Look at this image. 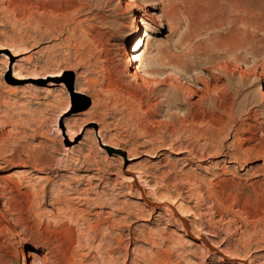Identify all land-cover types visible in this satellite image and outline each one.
<instances>
[{
	"label": "rangeland",
	"instance_id": "1",
	"mask_svg": "<svg viewBox=\"0 0 264 264\" xmlns=\"http://www.w3.org/2000/svg\"><path fill=\"white\" fill-rule=\"evenodd\" d=\"M125 5L0 0V264H264V0ZM136 19L138 54L186 71L110 88ZM206 82L212 99L244 87L221 116L173 87Z\"/></svg>",
	"mask_w": 264,
	"mask_h": 264
},
{
	"label": "bare ground",
	"instance_id": "2",
	"mask_svg": "<svg viewBox=\"0 0 264 264\" xmlns=\"http://www.w3.org/2000/svg\"><path fill=\"white\" fill-rule=\"evenodd\" d=\"M124 1H126V5L125 6L130 7V8L131 7L138 8V7L142 6V0H124ZM34 2L36 3V7L37 8H40V9L41 8H43V9L49 8V9H52L53 12H55V13L60 12V15H61L62 12H64V10H67V9H69V8L74 6L75 0H34ZM82 4H83V2H82ZM80 6H81V4H80ZM78 8H77L76 12L83 11V10H81L82 7L79 8V9ZM62 19H63V17H62ZM90 27H91L90 29L93 28V26H90ZM147 27L148 26L145 25L143 19H139V20L136 19L134 21V25L132 26V28L128 32L127 36L125 37V43L129 44L124 49V56H125V60L124 61L125 62L123 64L119 65L118 67H116L114 70L106 69V71H107L106 85L108 87L114 88V89H116V88L120 89L121 88L122 91H127L128 88L129 87L132 88V86H133L134 89H138L139 87H143V88H148L149 87L150 88V86H152L153 84H159V82H158L159 78L160 79L164 78L163 77L164 74L157 70V68L154 66L155 64L158 65V66H162V67L165 66V64H167L169 66H173L174 65V64H171V62L169 63L168 61H166L168 63H164L165 60H164V62H157V61L155 62V61H153V63H155V64H152L151 63L152 61L150 63L146 62L142 58L140 53L138 54L139 50L142 49L141 48V46H142L141 44H143V40L141 41V37H149V34L146 33L147 32ZM142 28H145V29L142 30ZM60 29L64 30V26H62V27L60 26ZM99 44L101 45L102 43L98 42V40L96 38H92L91 39L90 46L93 47L92 49H94L95 47L97 48V46ZM148 44H149V42L147 41V43L145 44L147 50L149 48ZM74 48H75L76 54L80 55L81 54L80 49L82 48V46L80 47V46H78L76 44V46ZM174 66L177 67V69H179L180 71L184 72V70H185L184 67L182 65H180V64H177V65H174ZM167 67L168 66H166V68ZM177 69H176V71H177ZM18 72H20V71H18ZM128 72H131L129 74V77L132 79L131 82H126L124 77H123L124 75L128 74ZM183 74H185V73H183ZM140 81H142L141 85L139 84ZM76 83H78V82L76 81ZM243 83H240V86L239 85H234L233 89L231 90V92H227V90H224L222 93H218V95L214 99L211 98V93L213 91H212V89L210 87L211 84L209 85L208 82L203 83L204 86L201 87V88H197L196 90H194L192 88L183 89L182 86L180 88V87H178V85L177 86L175 85L173 87L175 89L181 91L185 95L188 94L189 97L190 96H197L199 98L198 101H195L192 104L189 102L190 100L187 102V105L190 108L199 105V102H203L202 104H200V106L201 105H206V108H207V110H208L210 115H212V116L213 115L221 116L224 113V110L226 109L227 104L232 99H234L235 96H237V97L240 96V94L243 91V87H244ZM79 93H81V92L79 91ZM86 93H90V90H85V93H82V94L86 95ZM133 94H135V93H133ZM212 95H214V94L212 93ZM178 97H179L178 95L172 96V99H177ZM207 101H209V105L207 104ZM145 104L147 106H149L150 105V99L146 100ZM251 104H253V103H248V104L243 103V104H241V106L237 110V116L235 117L236 119L234 118L236 120L235 121L236 123L239 122L243 118V117H241L243 114H248L249 115V114L252 113V110L255 107H252V108L249 109V106H252ZM157 106L158 105H154V107H157ZM206 108H205V110H206ZM166 149H168V148H166ZM138 178L141 179V181H143V182H147L145 179H143L141 177H138V176L137 177L136 176L135 177L134 176L130 177V179L133 180V181L137 180ZM5 184L6 185L4 186V188L8 186L9 182L7 181V183H5ZM138 184H139V188L141 189L140 191L142 192L144 190L143 187H145V186H144V184L143 185L140 184V183H138ZM178 204L179 203H176L175 205H170L168 207L169 210L167 212H171L173 215L175 214V216H177L179 218L178 221L182 225L184 223V225L186 226V225H188V221H187L186 217H184V215H186V214L188 215L189 212L185 209V210L182 211V213L184 214V215H182L180 213L178 207H177ZM179 208H184V206L180 205ZM3 212L6 213V210L0 209V219H2L3 216H4ZM202 242H203V244L208 246L207 241H202ZM238 263H241V262H238ZM41 264H43V263H41Z\"/></svg>",
	"mask_w": 264,
	"mask_h": 264
},
{
	"label": "water",
	"instance_id": "3",
	"mask_svg": "<svg viewBox=\"0 0 264 264\" xmlns=\"http://www.w3.org/2000/svg\"><path fill=\"white\" fill-rule=\"evenodd\" d=\"M67 85H68L69 91H70V93L72 94V96H76V93L73 91V88H72V82L69 81ZM142 192H143L142 194H143L144 199L146 200V202H147L150 206L154 207V206H158V205H160V204H155L154 202H151L150 200H148L147 197L145 196V194H146L145 190H143ZM172 215H173V214H172ZM173 216L177 219V217H176L175 215H173ZM188 224H189V223H188ZM189 229H190V224H189V227H188L187 230H189Z\"/></svg>",
	"mask_w": 264,
	"mask_h": 264
}]
</instances>
